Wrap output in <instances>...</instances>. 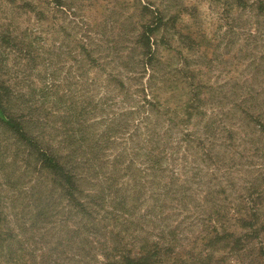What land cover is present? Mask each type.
Returning <instances> with one entry per match:
<instances>
[{
  "label": "rangeland",
  "instance_id": "obj_1",
  "mask_svg": "<svg viewBox=\"0 0 264 264\" xmlns=\"http://www.w3.org/2000/svg\"><path fill=\"white\" fill-rule=\"evenodd\" d=\"M62 1L64 7L59 6L54 15L49 14L39 21L33 15L20 11L14 17L16 29L12 31L8 19L10 5L6 0H0V77L9 79L7 81L14 89L30 93L26 97L25 111L35 115L37 121L33 125L42 134L45 143L54 146L63 156L68 148L60 143L61 132L57 128L61 123L60 114L67 107L70 110V105H87V111L90 110L88 114L85 109L87 114L80 117L83 121L80 119L81 123L78 121L75 125L80 128L79 124H82V132L86 137L88 135L84 141L89 144L95 142L94 139L99 138L107 127H113L112 132H109L111 143H108L103 153L107 166L100 173L102 182L99 181L98 184L105 185L106 180H102L105 175L112 181L110 186L115 182L114 179L119 188L126 183L131 186L132 179L123 176L118 180L116 171L112 172L110 165L116 157L122 156H126L123 163L126 165L127 159H131L134 152L132 146L138 142L142 145L144 138L141 132L145 130V124L140 120V115H126L130 122L127 132L123 131L120 124L118 129L116 127L129 109L135 110L140 105L148 106L143 96L148 101L153 97L159 100L158 114L162 117L161 120L144 122L150 130L157 129L163 134L165 143L167 135L168 139L171 136L178 138L185 130L193 129L194 123L199 119L197 115L192 116L181 131L178 126H182L173 127L166 122L169 115L174 117L176 114V120L185 117L181 111L174 110L192 97L194 85H201L202 89L208 88L200 89L201 100L203 97L213 100L211 106L207 104L205 116L212 114L211 108L214 105V113H218V120L225 125L230 116V111L227 110L232 97L239 101L245 96L248 105L251 103L257 105V108L261 107L264 74H258L257 68L260 71L264 69V15L257 10V0H245L246 6L240 8L235 6V0ZM140 3H150L160 8L171 19L166 32L167 42L165 38H161L160 32L153 36L156 41L153 50L158 58L156 66L152 69H142L139 66L131 70L127 67H134L133 61L141 63L147 57L143 55L142 47H138L134 53L129 48L130 38L135 35L136 30L138 32ZM9 35L17 36L19 42L34 40L33 48L36 51L32 54H36L35 60L27 59L24 52L19 50L23 45L19 44L18 49H15L11 44L2 43L1 39ZM114 49L115 52H112ZM139 53L143 56L136 57ZM175 68L179 69L178 74L173 71ZM23 70L26 77L22 74ZM162 73H166L168 79H162ZM118 81L123 82V86ZM221 97H226L223 106L215 103ZM9 105L17 111V98L11 99ZM139 109L143 110L142 107ZM165 110L169 113L165 114ZM222 113L228 118L221 116ZM150 116L155 119V115ZM205 116L201 123H204ZM135 123L141 124L140 136L131 139ZM237 127V124L231 127L236 131L235 144L245 137L244 132ZM263 147L264 140L263 143L238 144L224 155L223 161L216 163L220 167L216 168L217 176L224 177L221 181L227 191L224 194L227 196L226 206L230 207L228 221L225 222L228 230L241 231L234 221L240 212L232 210L239 200L238 193L253 191L255 196L264 191ZM28 153L27 148L11 133L0 129V205L10 220L8 224L13 229L12 240L16 242L21 238L26 249L24 252L27 264H74L77 258L80 259V264H98L103 258L94 251H82V256H76V247L84 242L72 241L70 221L61 223L60 214H67L60 210V205L65 201L58 200L57 191L49 183L51 178L44 171L37 170L39 163L35 161L34 155L28 156ZM139 159L140 156L135 159L136 163L140 162ZM225 161L228 165H223ZM136 163L137 167L139 164ZM184 166H177L181 173ZM212 169L206 170L201 165L203 179H207V173L210 175ZM47 185L51 187H46ZM214 185L213 192L219 189L217 182ZM95 188L100 189L99 186ZM204 190L202 186V193ZM47 202L49 217L37 220L36 212L41 209L45 211ZM242 202L247 204V201ZM166 205L171 203L167 202ZM251 205L254 204H249ZM258 205L262 221L264 205L257 203L253 207ZM195 226L194 233L203 237L206 226ZM261 239L264 241V231ZM199 243L198 239L194 253L201 247ZM16 244L19 245L18 242ZM254 247L256 246L253 244L250 249Z\"/></svg>",
  "mask_w": 264,
  "mask_h": 264
},
{
  "label": "trees",
  "instance_id": "obj_2",
  "mask_svg": "<svg viewBox=\"0 0 264 264\" xmlns=\"http://www.w3.org/2000/svg\"><path fill=\"white\" fill-rule=\"evenodd\" d=\"M6 2L10 5L8 19L12 31L16 29L14 17L20 14V11L33 15L39 21L49 14L54 15L59 6H65L62 0H6ZM234 4L240 8L247 3L245 0H235ZM256 5L258 12L264 15V0H257ZM139 9L141 14L137 26L138 32L136 30L135 35L130 38L129 48L131 53H134L138 47H142L143 55L147 57L141 63L133 61L135 66L127 67L131 70L139 66H142V69H152L156 66L158 58L153 50L156 43L153 36L160 32L161 38H165L167 42L166 32L171 19L166 12L150 3H140ZM1 41L11 44L15 49H18L19 44L23 45L19 50L24 52L27 59L35 60L36 54H32L36 51L35 47L33 48L34 40L19 42L17 36L9 35L3 37ZM112 52H115V49ZM139 54L136 57L143 56ZM178 70L175 68L173 71L178 74ZM260 72L264 74V69L260 71L257 68V73ZM22 74L26 77L25 70ZM166 76V73L161 74L164 80L168 79ZM7 80L9 79L0 77V129L11 133L22 146L27 148L28 156H35V161L39 163L37 170L44 171L46 176L51 178L49 183H52V187L50 185L46 187L49 186L57 191L60 202L65 201L60 205V210L67 214L65 216L60 214L61 223L70 221L72 241L84 242L76 247L77 251H74L77 257L82 256V251L85 253L94 251L103 258L98 264H236L238 262L264 264V241L261 239L264 220L260 221L263 216L261 208H258L259 205L253 207L257 203L264 205V191L256 194V198L253 191L238 193L239 200L236 203L238 205L235 204L232 210L240 212L234 221L241 231L228 230L225 222L228 221L230 207L226 206L227 196H224L227 191L221 181L224 177L217 176L216 171V168L220 169L216 163L223 161L224 155L238 144L263 143L264 98L261 107L257 108V105L251 103L248 105L245 96L239 101L232 97L227 110L230 111V116L227 117L225 125L218 120V113H214V105L213 108L209 107L212 114L205 116L207 104L211 106L213 100L205 97L201 100L202 90L208 88L202 89L201 85H194L192 97L174 110L181 111L185 117L176 120V114L174 117L169 115L166 122L168 121L173 127L182 126V128L178 126V130L181 131L188 125L192 116L197 115L199 119L194 123V128L185 130L182 136L178 138L171 136L168 139L167 135L165 143L163 134L161 135L157 129L150 130L148 124L144 122L161 120L162 117L158 114L159 100L153 97L148 101L143 96L149 107L140 105L143 110H140V107L135 110L129 109L116 127L118 129L120 124L123 131L127 132L132 113L140 115V120L145 124V130L141 132L144 138L142 145L138 142L132 146L134 152L131 159H127V164L123 165L126 156L122 155L111 161L110 168L112 172L116 171L118 180L123 176L132 179L131 186L126 183L119 188L116 179L110 186L112 181L105 175L102 180H106L104 182L106 186L97 183L100 181V173L107 166L103 153L108 143L109 145L111 143L109 132H112L113 127H107L99 138L94 139L95 142L89 144L84 141L88 135L86 137L82 132L84 129L82 124H79L80 128L75 125L78 121L81 123L80 119L81 121L83 119L80 117L87 112L89 114L90 110L87 111V105L85 107L70 105V110L67 107L66 111L60 114L61 123L57 128L58 132H61L60 143L68 148L66 155L63 156L54 146L45 143L42 134L33 125L37 121L35 115L25 111L26 97L30 93L14 89ZM118 84L123 86L121 81H118ZM16 98L17 111L9 105L11 99ZM225 98L221 97L215 103L223 106ZM167 113L169 112L165 114ZM150 115H155V119ZM204 116V123H201ZM221 116L226 118L224 113ZM235 124L245 136L237 144L234 143L236 131L231 129ZM140 128V123L133 124L131 139L139 138ZM139 156L140 162L136 163L135 159ZM135 163L139 165L136 167ZM176 165L180 167L185 165L182 173ZM201 165L206 167V170L213 168L210 175L207 173L206 180L201 174ZM223 165H228V162L225 161ZM214 182H217L219 189L213 192ZM46 183L49 184L48 180ZM98 186L99 190L95 188ZM202 186L205 189L203 193ZM242 201H247V204ZM167 202L171 205L167 206ZM249 204L254 205L249 206ZM239 206L241 207L237 208ZM48 209L47 202L45 211L41 209L36 212L35 218L37 220L48 218ZM193 213L195 214L192 215ZM8 221H10L8 215L2 211L0 205V264H27L24 252L26 249L22 245L21 238L16 240L19 245L12 240L13 229ZM199 224L206 226L203 237L194 233L197 227L195 225ZM198 239L201 247H198L197 253H194ZM190 243L192 246H189ZM253 244L256 247L250 249ZM94 259L98 261L97 257ZM74 264H80V259L77 258Z\"/></svg>",
  "mask_w": 264,
  "mask_h": 264
}]
</instances>
